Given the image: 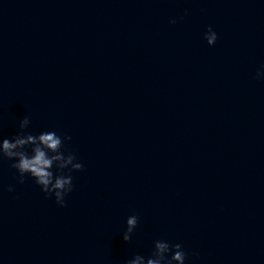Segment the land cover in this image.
<instances>
[{"label":"water","instance_id":"water-1","mask_svg":"<svg viewBox=\"0 0 264 264\" xmlns=\"http://www.w3.org/2000/svg\"><path fill=\"white\" fill-rule=\"evenodd\" d=\"M258 72L264 0H0V138L27 116L84 166L61 207L0 158V264H264Z\"/></svg>","mask_w":264,"mask_h":264},{"label":"clouds","instance_id":"clouds-1","mask_svg":"<svg viewBox=\"0 0 264 264\" xmlns=\"http://www.w3.org/2000/svg\"><path fill=\"white\" fill-rule=\"evenodd\" d=\"M170 23H176L171 20ZM217 34L211 27L205 33V39L209 46H213L217 40ZM258 72L257 76L261 77ZM30 124V119L25 116L19 124L20 132L11 139L0 138V158L15 161L11 167L18 172V182L25 183V176H30L41 188L46 196H54L55 201L61 207H65V197L73 191V177L71 172L83 171V164L77 162V157L68 152L66 154L65 142L70 141V136L58 135L56 131H45L39 135H33L25 130ZM30 147V151H29ZM56 169V173L53 169ZM65 169L68 173H65ZM14 189L9 186L8 191ZM127 228L123 234V240H131L132 233L138 224L136 215L129 216L126 221ZM172 255L169 258V253ZM186 253L181 244H170L164 240L154 242V250L145 259L142 255H136L126 264H185Z\"/></svg>","mask_w":264,"mask_h":264}]
</instances>
